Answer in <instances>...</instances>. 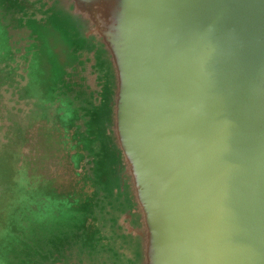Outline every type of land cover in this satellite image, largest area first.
<instances>
[{
  "label": "water",
  "instance_id": "obj_1",
  "mask_svg": "<svg viewBox=\"0 0 264 264\" xmlns=\"http://www.w3.org/2000/svg\"><path fill=\"white\" fill-rule=\"evenodd\" d=\"M48 1L18 34L59 117L9 173L0 264H264V0Z\"/></svg>",
  "mask_w": 264,
  "mask_h": 264
},
{
  "label": "flooded vegetation",
  "instance_id": "obj_2",
  "mask_svg": "<svg viewBox=\"0 0 264 264\" xmlns=\"http://www.w3.org/2000/svg\"><path fill=\"white\" fill-rule=\"evenodd\" d=\"M48 8V0H0V155H8L13 172L23 160L30 137L34 136L29 134L30 128L40 124L42 133L48 134L58 122L55 92L44 94L39 89L38 49L18 34L29 23L43 22L49 14ZM92 59V54L80 51L74 67L77 83L88 87L91 101L96 104L100 86L91 68ZM65 72L71 69L65 68ZM11 87L24 88V100L19 95L21 106L19 101L8 103L6 96Z\"/></svg>",
  "mask_w": 264,
  "mask_h": 264
},
{
  "label": "rangeland",
  "instance_id": "obj_3",
  "mask_svg": "<svg viewBox=\"0 0 264 264\" xmlns=\"http://www.w3.org/2000/svg\"><path fill=\"white\" fill-rule=\"evenodd\" d=\"M43 73H44V71L41 68V64H40V60H39L38 71H37V79L39 81V89L44 92V90L42 88V85L40 83V77H41L40 75H42ZM8 91L9 92H8V94L6 96L9 99V101H10L8 103H10L12 105L13 101H19L20 104L18 106H21L22 103H21V100L19 99V95L23 96V100H24V88H21V87L12 88L11 87V88L8 89ZM46 93L44 92V94H46ZM23 102H25V101H23ZM8 103H6V105ZM7 107H9V104H8ZM35 133H36V136H48V135H51L52 133H54V129L51 130L50 133H48V134H45V133L43 134L41 129H40V124H38L37 126H33V127L30 128V133L29 134L35 136ZM38 133H40V135ZM21 165L22 164L19 163V166L15 169L16 174L19 173V170L22 167ZM11 169H14V168L12 166H10V163H9V160H8V155H0V203H1L2 198L4 197V193L2 191H3V188L6 187L7 181L10 178L9 173L11 172Z\"/></svg>",
  "mask_w": 264,
  "mask_h": 264
}]
</instances>
